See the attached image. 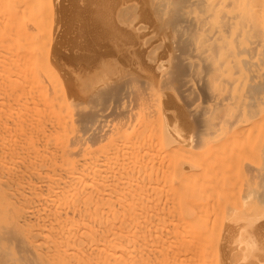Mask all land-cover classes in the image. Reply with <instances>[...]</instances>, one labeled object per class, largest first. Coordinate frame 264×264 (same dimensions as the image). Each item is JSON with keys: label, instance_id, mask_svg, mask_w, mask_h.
<instances>
[{"label": "bare ground", "instance_id": "obj_1", "mask_svg": "<svg viewBox=\"0 0 264 264\" xmlns=\"http://www.w3.org/2000/svg\"><path fill=\"white\" fill-rule=\"evenodd\" d=\"M119 2L120 61L101 56L67 83L53 22L22 23L25 6L0 20V264L194 261L223 229L217 196L205 216L212 196L188 190L203 198L240 173L264 184V0ZM250 210L235 222L264 217Z\"/></svg>", "mask_w": 264, "mask_h": 264}, {"label": "rangeland", "instance_id": "obj_2", "mask_svg": "<svg viewBox=\"0 0 264 264\" xmlns=\"http://www.w3.org/2000/svg\"><path fill=\"white\" fill-rule=\"evenodd\" d=\"M37 1L38 0H0V18H1V14L3 12H4L3 14H5V16L2 14L3 18H1L0 20H2V19L3 20H6V19L9 20L10 19L9 21H11L13 23L16 22V19H18L17 21H20L21 19H19V16L17 17V15H19V12H22V11L20 9V11L18 12V10H19L18 8L20 6H22L24 8V6H25L23 13H25L28 10L29 15L28 14H22V13L20 15L23 17L29 16L30 21L26 17H24V18L22 17V20H21L22 23H26V25H29V23H32L31 22L32 20H35V19H33V17L39 18V19L42 18L41 19L42 21L44 20L45 22H49V24H52V22H53V24H52L53 37H55L60 42V44L63 43L61 45V47H63V48H61V47L59 48L61 59L58 58V56H57L53 60V67L56 70V72L58 73V75L62 76V77L61 76L60 77L63 79V81L66 79L64 81L65 83H67L68 80L71 79L70 75L73 74L71 72H74V74H77V76L79 75L81 77V79L86 78L88 75H90L98 67V65L102 59V58L100 59L101 56H106V58H108V59L109 58L110 59L115 58L114 60L118 59L120 61V52H118V50H116L114 47L116 44H120V38L118 36H116V34H115L116 32L120 31V27L117 25V22L115 20L116 19L115 12H116V7H117L116 5L118 4V7H119V4H120L119 1L120 0H116L118 3H116L115 0H111V1H114V3H110L109 2L110 0H107V1L106 0H92V1L91 0H88V1L87 0H49V1L45 0L46 2H48L49 5L46 4V2L44 0H39L38 2H40V3H37ZM43 3H45V6ZM17 4H19V5H17ZM92 4H93V7H92ZM101 4H102V7H101ZM113 4H116V5H113ZM17 6H19V7L17 8ZM43 6H44V9H43ZM46 6H47V8H46ZM48 6L50 7L51 10L48 9L49 8ZM104 6L106 8L105 12L103 11ZM1 7L4 8L3 12H2ZM26 8H28V9L26 10ZM39 10H40V12H39ZM110 11L115 16V19H114V16L111 15ZM6 14L8 17L6 16ZM31 14H32V18L30 16ZM40 14H42V16H40ZM93 14H95V15H93ZM33 15H35V16H33ZM111 16L113 18V22H112V20H110V19H112ZM107 17L109 18L108 20L110 21L111 25L105 24L108 21ZM39 19H37V20L40 21ZM0 22L3 23L6 21H0ZM2 23H0V24L2 25ZM60 24H61V26H60ZM1 25H0V28H1ZM101 28H103V29H101ZM1 33H3V34H1ZM4 33H5V31H2V29H0V34L4 35ZM113 37H115V39ZM116 39L119 41L117 42ZM112 41H113V43H112L113 45H111ZM114 41H116V42H114ZM109 51L112 52V54H110ZM63 55H65V56H63ZM64 65H67V66H64ZM61 66H62V68H61ZM69 68H71L72 71ZM67 72H69V73H67ZM67 74H69V75H67ZM174 102L176 103L174 109H176V110H177V108L182 109V106L178 105L180 103L178 100H176V101L174 100ZM174 109L173 108L169 109L170 110L169 112L173 111ZM176 110H174V112ZM230 177L232 178V180H230L231 179ZM230 177H229L230 179L228 178L226 180H223L224 184L222 187L225 186L227 190H231V191H232V189L233 190L235 189L236 192L234 191V192L230 193V191H228L229 194L231 195V197H230L231 200L226 199V196L228 195V193H226V191H225V193L227 195L224 193V190H226V189H224L225 187L224 188L221 187L222 181L221 182L219 181L221 184V185L219 184V186L221 188L218 190V192H215L214 194H212L210 192L209 193H203V194H205L204 196H203V194L201 195L203 198H200V192H199V194L197 195L199 197V198L197 197L198 200L196 197L194 198V196L196 195V192H194L193 189L188 190L187 197L190 198L192 196L190 199L192 201L197 202V203L199 200L204 201L206 198V194H208L207 199H208V197L210 198L212 196V199H208V200L204 201L205 203H207L209 201L207 204H210L208 206V207H210V210L206 208L207 206L204 202H203L204 204L202 203V201H199V203L202 206V210L204 211V215H205L206 211L207 212L209 211L211 214L216 213L217 211H218V213H220V214H218V217H219L221 222L219 221V219H218V221H219V224L222 226L223 230L221 231L222 232L221 235L222 234L223 235L222 236L220 235L219 241L217 242L218 245L220 244L219 246L214 245L213 243L212 244H209V243L204 244L201 246V249H200L201 251L198 252L199 254L196 256V260L194 258V261H193V259L191 258V261H188V262L186 261L185 263H182V264H259L260 262H262L264 264V257H263L264 256V228H263L264 227V224H263L264 223V217L260 218L257 221H254L253 223H251L249 225L247 224V222L245 220H241L242 222L240 221L239 223L235 222V217H236L235 213L238 214L239 216H241L240 213L246 212V210L250 207H251V210L249 212L251 215H253L252 212L253 213L256 212V213H254L255 216H256L257 212H260V213L264 212V211H262L263 207H261V208L257 207L256 208V204L258 203L257 202L258 200L256 201V198H258V197H255L254 200L251 201V199H253V196H255V195L259 196L258 194L253 195L252 194L253 192L251 193V191H254L256 193L259 192L261 194L260 191L263 190L262 191L263 193L261 195H264V189L261 190L262 185L264 186V184H262L261 188L258 189L260 187V185H257V184H261L260 179L258 180L256 177L253 178L247 174H241L240 173L239 175H231ZM250 177L253 179H251ZM186 178H187V180H189L188 184L186 182V185L191 187L192 186L191 183L194 181L195 178L189 177V176H187ZM167 180L169 181L168 182L169 186H168V183L166 181L167 189H165V190H166V192H167V190H169L171 192L170 194H172V192H173L172 190H174V188H177L176 186L179 184V182L177 181V179H174V178L172 180L170 178H168ZM248 180L249 181L251 180L252 184ZM257 180L260 182H258ZM225 181H226V183H225ZM233 181H234L236 186H232L234 184ZM237 185H238V187H237ZM229 186H232L233 188L230 187V189H228ZM169 187L172 189H170ZM253 187L255 188V190L253 189ZM165 190H164V192H165ZM167 193L169 194V192H167ZM191 193H194V194H191ZM250 193L253 195L252 197H251ZM243 194L246 195V197ZM189 195H191V196H189ZM213 196L214 197L217 196V199L216 198L215 199L218 202L213 198ZM229 196H227V197H229ZM192 198H194V199H192ZM220 198L222 200L221 201L222 203H220ZM210 200H211V202H210ZM212 200L213 201L215 200L217 202L216 204H219V206L218 205L216 206L215 202H213L215 204L214 206L218 209L216 211V208H215L216 212L212 211V210H214V207H211L212 206ZM188 201H189V199H188ZM242 202L246 207L245 206L242 207V205H243ZM248 202H250V203H248ZM237 203H240L239 205H241V206H238ZM245 203H248V204H245ZM222 204H224L225 206ZM235 204H236V206H235ZM158 205H159V203H158ZM203 205H204V207L206 206L205 209H203L204 208ZM227 207L229 208V210L231 209L232 211L231 210L226 211L225 209H228ZM172 208H174V207L172 206ZM189 208H191L190 210H193L192 206ZM170 209H171V207H170ZM172 210H174V209H171V212H173ZM200 211H201V209H200ZM231 213H232V215H231ZM259 214H257V216ZM206 219H207V217L204 220H206ZM239 226L242 227L240 230L241 232H238V230H237L239 228ZM249 226L250 227L252 226L251 227L252 229ZM259 226H261V227H259ZM260 228L263 230H261ZM257 229L258 230L260 229L259 231H257L258 233L256 232ZM246 230H247V232H246ZM248 231L254 232L252 234L254 237L252 236L253 238H251V239L248 238V240L250 242V248L251 249L248 251L247 255L245 256V254L243 255L244 251H242L243 249L241 248V247L244 248V246H243V244H238L239 241L237 242V239L240 235L244 236V237H248L247 236L249 234ZM262 231H263V233H262ZM251 232H250V234H251ZM230 233H232L233 236ZM256 234H257V236H256ZM258 235H259V237H258ZM255 238H257V239H255ZM220 239H222V240H220ZM253 239L256 240L258 243L254 242ZM230 241H231V243H230ZM221 244H222V246H221ZM224 244H225V246H224ZM238 245H240V246H238ZM216 246H218V247H216ZM211 247H214L216 249V251L218 250V252L214 251L215 249L211 248ZM204 248L208 251L206 252V250ZM208 248H210V250ZM251 250H252V252H251ZM215 253H216V257H213V255ZM233 253L236 254V256ZM239 254H241V255H239ZM208 255H209V257H208ZM205 256H207V258ZM219 256H220V258H219ZM160 260L161 261L154 262V264L155 263L156 264H167V263H169V260H167L166 258L164 260H162V259H160ZM166 260H167V263H166ZM235 260L237 262H234ZM256 260H258V261H256ZM192 261H193V263H192ZM159 262H163V263H159ZM169 264H178V263H173L172 261H170ZM179 264H181V263H179Z\"/></svg>", "mask_w": 264, "mask_h": 264}]
</instances>
